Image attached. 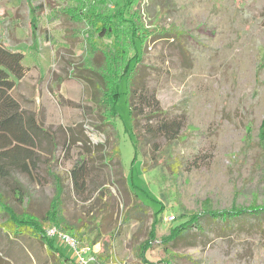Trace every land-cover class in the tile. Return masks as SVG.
<instances>
[{
  "label": "rangeland",
  "instance_id": "1",
  "mask_svg": "<svg viewBox=\"0 0 264 264\" xmlns=\"http://www.w3.org/2000/svg\"><path fill=\"white\" fill-rule=\"evenodd\" d=\"M68 3L0 0V39L22 52L28 67L13 95L52 138L38 143L29 174L0 176V196L41 222L57 205V222L44 228H71L68 234L92 248L96 261L89 264H264L261 218L224 224L203 217L200 228L168 240L175 227L207 208L264 206V0H141L134 6L149 36L136 85L162 112L154 113L153 100L137 103L139 152L127 79L117 87L116 130L99 117L94 89L84 79L92 75L84 68L100 71L101 52L114 39L70 22L61 14ZM123 4L112 0L110 12ZM87 35L100 54L91 53ZM165 120L183 123L177 139L150 133L149 126ZM75 166H85L82 187L74 182ZM156 200L164 206L159 216ZM6 219L0 213V264H64L38 240L12 239ZM53 241L70 258L66 264H76L75 249Z\"/></svg>",
  "mask_w": 264,
  "mask_h": 264
},
{
  "label": "trees",
  "instance_id": "2",
  "mask_svg": "<svg viewBox=\"0 0 264 264\" xmlns=\"http://www.w3.org/2000/svg\"><path fill=\"white\" fill-rule=\"evenodd\" d=\"M68 5L61 10L70 22L77 26H86L92 28L100 38L112 37L113 46L108 52H101L103 64L98 66L99 70L84 68L89 71L90 77L85 76L87 83L94 89V96L98 104V115L104 121L105 125H111L115 130V123L111 119L116 118V103L118 94V83L126 78L128 82V104L132 116V129L135 136L136 151L143 141L141 128L139 126L140 116L137 103L146 102L151 104L154 101V113L162 114L157 111L158 101L152 97L140 94L136 85L138 75V64L141 62V48L144 47L148 37L144 31V23L140 9L134 10V6L140 5L141 0H124L122 6L115 8L110 12L112 0H64ZM38 8H36L37 10ZM170 35V34H167ZM182 35V34H181ZM90 35H87L86 43L92 54H100L98 47L90 42ZM110 53V54H109ZM133 53V54H132ZM132 54V55H131ZM28 71L24 65V54L15 50L9 42L0 39V176L6 177L10 170H17L21 173H30V164L36 167V148L43 138L51 136L49 130L45 129L35 112H26L22 109L21 103L13 95L16 89L17 81L22 80ZM93 77V78H92ZM143 89V88H142ZM139 102L135 103L136 97ZM151 101V102H150ZM140 113L142 108L140 107ZM151 116V113H150ZM149 116V117H150ZM264 125V123H263ZM183 129V123L178 121L160 122L156 128L149 126L151 134L157 136L163 135L168 141H173L179 137ZM50 139H52L50 137ZM85 166H75L73 169V179L75 184L80 183L83 186V172ZM62 193H59V195ZM136 194V193H135ZM137 195V194H136ZM138 196V195H137ZM55 199V204L57 203ZM157 201V200H156ZM159 203L155 209V215L159 216L164 211V206ZM144 206H147L146 204ZM58 206H53L52 213L43 217V222L37 217L29 214H18L12 207L0 196V213L7 216L5 228L8 233H13L16 238L27 239L33 243L38 240L46 246L51 253L63 260L64 264L70 261L56 246L52 238L46 236L44 224L57 222ZM203 217L211 220L229 224L238 219L255 217L264 219V206H233L224 210H213L207 208L203 214L194 216L186 220L172 230L169 237L170 242L177 241L183 237L192 228H200ZM127 218H125L126 220ZM204 219V218H203ZM65 231L71 229L65 227ZM35 235L38 239L32 237ZM25 234H29L27 237ZM0 253H2L0 251ZM2 259V258H1ZM63 264V263H62Z\"/></svg>",
  "mask_w": 264,
  "mask_h": 264
},
{
  "label": "built area",
  "instance_id": "3",
  "mask_svg": "<svg viewBox=\"0 0 264 264\" xmlns=\"http://www.w3.org/2000/svg\"><path fill=\"white\" fill-rule=\"evenodd\" d=\"M170 219L174 220V217H171ZM46 236L52 239L58 237L59 240L72 246L77 254V261H75L76 264H89L96 261L94 255H92L93 252L91 247L87 248L82 246L78 238L63 230L58 229L57 227H50L46 230ZM80 245L82 248H80Z\"/></svg>",
  "mask_w": 264,
  "mask_h": 264
}]
</instances>
